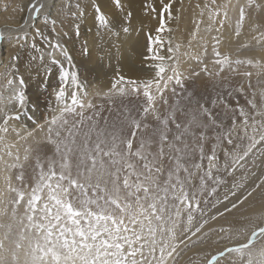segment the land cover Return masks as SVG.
Masks as SVG:
<instances>
[{"label": "snow or ice", "instance_id": "6c2138e0", "mask_svg": "<svg viewBox=\"0 0 264 264\" xmlns=\"http://www.w3.org/2000/svg\"><path fill=\"white\" fill-rule=\"evenodd\" d=\"M113 2L123 11L120 0ZM160 2L159 26L155 30V35L149 32L146 37V52L149 55L144 57L143 75L135 78L117 75L113 78L108 91L110 98L137 101L141 119L151 115L158 122L157 127L153 128L152 135L147 139L141 138L135 149L133 142L137 130L143 131L150 125L147 123L142 125L141 119L132 117L127 108L124 115L132 129L130 136L122 135L120 132L105 133L101 130L96 133V140L93 143L91 135L86 134L82 149L74 147L76 133L71 131L70 143L59 139V130L55 132L57 139H52L51 133L54 128L68 125V115L79 116L81 119L75 123L83 125L85 108L93 107L90 102L85 104L87 85L79 79L78 73H69L63 68L59 77L61 83L55 92L57 107L54 113L58 115L53 114L51 119L46 121L49 124V142L56 145L55 154L47 157L46 161L36 158L35 175L31 185L25 183L24 165L20 162L18 154L13 156L11 151L13 145L5 144L4 135L9 131V121L20 120L21 113L24 112L27 97L23 90L15 96L17 106H14V110L0 117V164L4 165L6 171L17 167L21 169L16 177L21 187H13L11 177H6L7 191L13 193L14 198L9 202L10 209L5 206L0 215L5 217L10 215L18 228L13 238V224L4 226L3 235L0 236V264H176L178 249L181 244H186V240L180 239V236L190 233L187 235V239L190 240L208 223L205 220L194 231L190 227L194 219L193 211L199 208L197 196L203 195L207 181H212L213 184L222 182L212 173V168L215 167L213 162L217 160L215 147L207 157L209 167L199 176V186L193 185L191 190L188 185L192 184L195 172L190 170L187 161H191L197 151L199 159L203 161L204 144L209 139L220 142L227 140L228 144H232L237 110L231 108L225 97L219 94L211 101V107H208L199 99L193 101L192 93H188L187 108L181 107L177 100L176 105L169 106V111L163 117L157 104L168 105V99L164 95L166 91H171L173 96H183L186 91L184 81L200 76L201 72L209 78L213 76L219 78L225 69L229 72H238V68L234 66L251 65L255 68H264V64L259 60L239 58L232 60L227 55L221 57L220 53L214 50L216 59L212 63L219 66L215 72L205 65L200 71H193L191 76H185L180 71V45L173 44L172 29L167 23L174 19L171 9L175 0H169L167 4L164 0ZM253 4L254 0H247L248 7H252ZM214 5L216 0H209L204 5L211 13L210 18L219 15V6L214 10ZM255 6L257 9L260 7L259 4ZM145 7L152 12L156 11L152 5ZM28 10L32 21L42 18L46 26L49 24L47 11L41 17L42 10H45L43 0H33ZM94 12L98 30L105 29L110 32L112 25L99 4L94 5ZM79 16L82 17L83 13H79ZM125 16L130 21L132 13L127 12ZM245 19V9L241 7L236 35L240 34ZM51 24L52 30L55 31L56 21L51 20ZM22 26L28 27L27 21ZM122 31L128 33L130 27L125 26ZM164 32L169 34L167 57L158 54L159 49L165 46V36L162 35ZM76 34L79 35L78 27ZM28 38L29 33L24 32L14 39L23 48L28 45ZM36 38H40L42 43L50 44L49 37L36 28L31 43V48L35 52L41 50L35 43ZM253 38L258 45L264 44V31ZM3 39L4 34L0 32V40ZM55 47L59 48V45ZM84 51L86 54L87 49ZM60 53L71 63V56L67 51L60 49ZM12 59L16 61L19 58L14 56ZM52 63L56 64L58 61L53 59ZM242 74L249 77L252 75L251 72ZM11 83L10 80L9 84ZM20 83L23 84V81ZM177 88L181 91L177 92ZM239 91H243L242 87ZM228 96H231V92ZM68 99L70 103L67 102ZM249 104L256 110L255 115L262 117V120L257 126L255 116L252 117V135L249 136L247 132L249 114L243 108L239 109L240 116L244 118L245 135L251 143L242 155L237 154L232 159V171L257 144L264 142V107L257 109L254 99L249 101ZM219 105L223 106L225 117L232 112L231 126L227 125L226 119H217L219 112L214 114L213 109ZM177 111L186 117L183 123L177 122ZM87 119L92 120L93 117L89 116ZM170 125L175 126L174 133ZM92 128L95 129V125H92ZM210 130L213 133L211 136ZM169 133H172L171 137ZM235 147L239 149L240 145ZM28 151L26 149L25 162L29 159ZM73 155H76L74 165L71 160ZM225 155L227 157L230 154L226 152ZM5 156L11 158L12 162L6 160ZM202 167V163L191 164V169L196 171H200ZM224 170L228 171L227 163ZM181 172L184 173L183 178ZM262 185L264 180L249 191L240 203L252 196ZM215 191L216 188L213 187L212 192ZM237 206L233 203L227 211ZM185 213L189 227H182ZM212 219L216 217L213 216ZM255 219L257 222L250 225V232L245 230L244 242L226 247L217 254H209L210 259H207L206 264H219L220 258L228 253L239 254L238 264H264V245L256 246L258 240H264V222H259L264 220V217ZM220 231L231 232L225 228H221ZM228 239L232 240L233 237L229 235ZM235 239H241L239 233ZM233 264L237 262L233 261Z\"/></svg>", "mask_w": 264, "mask_h": 264}, {"label": "rangeland", "instance_id": "374dc122", "mask_svg": "<svg viewBox=\"0 0 264 264\" xmlns=\"http://www.w3.org/2000/svg\"><path fill=\"white\" fill-rule=\"evenodd\" d=\"M10 1L11 0L4 3L6 0H0V11L5 10ZM134 1L139 2L141 0H120L123 10L129 4H133ZM208 2L209 0H175L172 4L171 11L174 19L167 23L172 29V41L180 45V71L183 72L185 76H191L193 71H200L205 65L215 72V70L219 68L218 65L212 63L213 60L216 59L215 51H218L221 57L227 55L232 60L237 58L241 59L242 54L264 52V44L258 45L253 38L258 35L259 32L264 31V0H254L252 7H248L247 0H216V5L213 6V9L215 10V8L219 6V15L212 16V18H210L211 13L209 9L204 7L205 3ZM164 3H169V0H164ZM96 4H99L103 12H110L106 15L108 17L112 16L113 11H120L113 0H64L63 11H59L58 18L55 19L53 16H50V24H48L46 28L40 30L48 37L53 35V46L55 47V45L59 43L60 47L71 51L70 54L74 59L79 53H81V49L77 48V40L87 41L89 29L93 28L91 26V20L86 17V13L88 9L93 8ZM257 4L260 5L259 9L255 6ZM87 5H89V8L83 13L82 9ZM197 5H199V7ZM154 7L156 9L155 12H152L149 8L148 11L151 13L153 19L150 24V32L155 35V30L159 26L157 23L155 24V21L159 20L161 4L159 6L154 5ZM241 7L245 9L246 19L240 29V34L236 35V25L239 20V11ZM202 11L203 15H201ZM79 13H83V16L80 17ZM225 13H227L226 17ZM51 20L56 21L55 27H57V29H55V31L52 30ZM221 24L223 26H221ZM77 27L79 35L76 34ZM162 35L165 36L166 41L164 47L167 49V37L169 34L164 32ZM33 36H35V33ZM38 39L40 38H36L35 40ZM229 39H231L229 44L231 45L233 43V49L227 44ZM29 41L30 43L33 42L32 39ZM217 41H219V43H217ZM23 49H25V47L16 54L19 58L18 60H12L11 63L0 62V70L4 68V70L0 72V117L12 112L14 106H17L15 97L13 99L8 98L7 94L9 95V93L7 92L11 88L9 81L14 79V72L17 71L18 61L20 62L23 60L24 62L28 57L27 53L29 49ZM4 50H6V48H4ZM89 53L90 51L87 50L88 55ZM5 56L6 54H2V58ZM51 58L52 60L57 59V57H52L49 53L44 57L35 58V63L32 62L30 66L37 69L36 78L28 79L29 83H19V86L12 91L17 94L20 90L26 88L23 91L27 93V84H30V81L31 86L37 84V86L42 87L40 91L38 90L36 94H33L36 107L39 109L36 110V112L38 116H40V121L32 127H26V129L23 130H16L15 128V125L19 124V120L9 121V131L5 134L7 136H5L7 138L5 139L6 145H13V147H11V149L14 148V151H12L13 156L21 152L14 144L19 143L23 148L19 157L20 162L24 165L23 172L25 175V183L28 185L33 183L32 178L35 175L36 158L39 157L41 161H46L47 157L54 156L55 154L56 145L55 143L49 142V124L46 123V121L50 120L53 115L51 106L53 102L52 89L54 87L50 86L51 83L47 78V74H39L38 72L42 63ZM137 59H139V57H137ZM140 62H144V60H141ZM260 62L261 64H264V61L261 60ZM234 67L238 68V72H229L225 69L224 72H221L219 78L215 76L209 78L201 72V77H192L191 79L184 81L186 91L183 96H173L171 91H166L164 95L168 99V105H163L162 103L157 104L160 114L163 117L169 111V106L176 105L177 100L181 107L187 108L189 106V102L186 99L188 93H192L193 101L199 99L208 107H211V101L216 99L219 94L225 97L231 108L237 110L235 113L236 129L232 136V144H228L227 140L220 142L209 139L204 144V160L201 161L199 159V151H197L193 159L187 161L190 170L195 172L192 184L188 185L189 190H191L193 185L197 187L199 186V176L209 167L207 157L211 155V150L215 147L217 160L213 162L215 167L212 168V173L214 177L222 182L213 184L212 181H207L203 195L197 196V199L199 200V208L193 211L194 219L190 227L194 231L195 228L205 220L208 221V223L204 225V228L200 233H197V235L190 240L187 239V235H190V233L180 236V239L186 240V244L180 245V249L178 250L179 256L176 257V264H204L206 259L210 256L209 254H216V251L213 250L221 244L223 239L228 238L229 235H236L237 233L243 235L241 238L245 237V230L250 231V225L253 222H257L255 218L264 217V185L256 189L252 196L248 197L247 200H244L243 203H240V200H242L249 191H252L261 180H264V142L257 144L243 161H240L239 164L235 165V170L232 171V159L237 154L242 155L243 152L247 150V146L251 143L248 136L245 135L243 124L244 118L240 116L239 109L243 108V110L249 114V127L247 129L249 136L252 135V117L255 116L257 126H259V122L262 120V117L255 115L256 110L251 107L249 101L254 99L257 109L264 107V68H255L251 65ZM244 72H251L252 75L250 77L245 76L242 74ZM40 76L47 82H44L42 79L37 81V78ZM55 83H59V81ZM241 87L243 89L242 92L239 91ZM108 91L109 89L99 92L93 88L88 91L85 98V104L90 102L93 107L85 108L83 125L75 123L81 119L79 116L68 115V125L63 128H54L51 133L52 139H57L55 132L56 130H59V139L70 143L71 137L69 136V132L71 131L76 133V145L74 147L82 149L86 134L91 135V142L93 143L96 140V133L101 130L105 133L120 132L122 135L130 136L132 129L128 126L125 120V109L127 108V110L130 111L132 117L141 119V113L138 111V102L129 99L121 100L118 98H110ZM180 91L181 90L177 88V92ZM229 92H231L230 97L228 96ZM70 102L71 101H69V103ZM192 106H194V104ZM222 109L223 106L219 105L217 108L213 109V112L214 114L219 112L220 115L217 119H226L227 125L231 126L232 112L230 111L228 116L225 117ZM32 114H35L34 110L32 111ZM97 114L99 117L98 119ZM89 116H92L93 119L88 120L87 117ZM105 118L107 119V123H105ZM176 119L177 122L183 123L186 120V117L177 111ZM144 123H147L150 126L143 131L137 130L133 142L134 149L138 146L141 138L147 139L152 135L153 128L157 127L158 122L149 115L146 119H141V124L143 125ZM92 125H95V129L92 128ZM170 127L174 133L176 131L175 126L170 125ZM13 129H15V131H13ZM10 132L11 134L13 133L14 137L10 136ZM29 133H31V135H29ZM212 134L213 133L210 130L209 135L211 136ZM171 135L172 133H169L170 137ZM31 139L32 141H35V145L32 148L28 146V141ZM236 145H240V148L237 149L235 147ZM26 149L29 150L27 152L29 159L25 162L24 156L26 155ZM154 150L155 146H153V151ZM226 152L230 154L227 157L225 155ZM71 160L74 165L76 163V155H73ZM193 162L202 163V169L200 171L191 169V164ZM226 163L228 171L224 170ZM240 165H243V167ZM3 167H0L1 211L5 206H8L10 209L11 205L9 202L14 198V194L7 191L8 184L6 177H11L13 187H21L19 181L16 179L17 175L21 172V169L17 167L10 171H6ZM46 167L47 164L45 163V168ZM73 172L75 173V168H73ZM229 172H231V174H229ZM166 175L167 172H165V177ZM183 176L184 173L181 172V177L183 178ZM213 187L216 188L215 192H212ZM233 192L235 195H233ZM233 203L238 205L237 208L227 211V209L231 208ZM220 213H224V215H220ZM20 214H23V206L20 208ZM213 216H215L216 219H212ZM182 219V227H189L186 213L183 215ZM259 222H264V220ZM9 223H12L14 226L13 238H15L18 226L12 222L10 215L8 217L0 215V236H2L4 232L2 231L4 230L3 225L5 226ZM221 228L230 229L231 232H221ZM262 245H264V240H258L256 246L259 247ZM196 247L198 249H196ZM226 258L227 260H225ZM220 260L219 264H233V261H236L238 264L239 262V258L237 261L236 259L228 258V256L221 257Z\"/></svg>", "mask_w": 264, "mask_h": 264}, {"label": "bare ground", "instance_id": "6f19581e", "mask_svg": "<svg viewBox=\"0 0 264 264\" xmlns=\"http://www.w3.org/2000/svg\"><path fill=\"white\" fill-rule=\"evenodd\" d=\"M7 2H9V0H6V2L4 3ZM43 2L45 3V10H42L41 17L44 15L45 11H47L49 17L53 16V18L57 19L59 11H63L64 0H43ZM31 3H33V0H11L9 5L5 8V10L0 11V32H3L4 34V39L0 40V62L11 63L13 60L12 58L16 56V54H18V52L22 49V47H20L19 44H17L14 39L17 35H22L24 32H28L29 33L28 41H29L32 39V37H34L33 35L35 33L36 28L43 29L48 26V25L46 26L43 23L42 18L36 21H32L29 18L31 14L28 9ZM160 4H161L160 0H141L139 2L134 1L133 4L131 5L129 4L123 11L121 10L113 11L111 17L106 16L112 25L110 32L105 29L98 30L95 21L94 7L88 9L89 5H87L82 9V12L84 13L88 9L86 13V17L87 19L91 20L92 25L91 24L89 25H91L93 28L89 29V35L87 41L77 40V45H78L77 48L81 49L80 50L81 53H79L78 56H76L77 58L75 57L73 59L72 55L70 54L71 51L60 47L59 43H57L59 45V48L54 47L53 35L49 36L50 44L42 43L40 39L35 40L37 46L41 49L39 52H35L32 50L31 43L29 41V45L25 46V49H23V50L29 49L27 53L28 57L24 60V62L23 60L20 62L18 61L17 71L14 72V79L11 78L12 83L9 84L11 86L10 90H8L7 92L9 93V95L6 93L7 97L11 99L15 97L16 93H13L12 91L15 90L17 86H19L21 80L23 81V83H27V82L29 83L28 79L36 78L37 69L32 68L30 64L32 62L35 63V58L44 57L48 53L52 57H57L56 60L58 61V63L53 64L52 58L46 60L42 63V66L38 70V72L39 74L40 73L47 74L48 76L47 78L51 83L50 86L54 87L52 89L53 102H52L51 110L53 114H57V115L58 113H54V110L57 107L55 102V92L57 91V88L60 86L61 83L59 79L61 68L68 71L69 73H78L79 79L84 84L87 85V92L92 90V88L99 92L110 89L113 78L116 77L117 75H123L125 77H130V78L142 76L143 62L140 61L144 60L145 55H149L146 52V46H147L146 37L147 34L151 31L150 24L153 21L151 13L148 11V8H146L145 6L146 5L159 6ZM127 12L132 13L130 21H128L125 16V13ZM103 13L105 15H108L110 12H103ZM25 21H27L28 27L22 26L25 23ZM156 23L159 25V20H156L155 24ZM125 26L130 27V31L128 33H124L122 31V28ZM55 29H57V27H55ZM230 40L231 39H229V42L227 44L228 46H231V48L233 49V45H232L233 43L231 45L229 44ZM4 48H6V50H4ZM85 48L90 51L89 55L87 53L85 54L84 51ZM165 48L166 47L164 48L161 47L159 49L158 54L167 57L169 54L167 49ZM60 49H64L71 56V63H69L68 60L63 55H61ZM2 54H6V56L2 58ZM137 57H139V59H137ZM241 59H252L253 61L260 59V61L261 60L264 61V52L242 54ZM3 70L4 68H2L0 72H2ZM40 79H42L41 76L37 78V81L38 80L40 81ZM58 81L59 83H55ZM44 82L47 81L44 80ZM25 89L23 88V90ZM41 89L42 87L37 86V84L35 86H31V81L30 84H27V93H25L27 97V103L24 112L21 113V119L19 120V124H16L17 126L15 125L16 130H23L26 129V127H32L33 125H35L40 121V116H38L36 112V110L39 109H37L36 107V103L34 100L35 97L33 94H36L38 90L40 91ZM69 101L70 99L67 100L68 103ZM33 110L35 111V114H32ZM10 136L14 137L13 133ZM6 137L5 139H7ZM28 142H29L28 146L30 148H32L35 145L34 143L35 141H32V139L29 140ZM14 145L19 151L22 152L23 148L20 146L19 143ZM11 151H14V148H12ZM5 159L9 160V162H12V159L7 156H5ZM0 167H3V164H0ZM2 211L0 210V212ZM236 235L232 236L233 237L232 240H229L228 238L223 239L221 241V244L218 247L216 246L217 248H215L213 251H216L217 254L220 251H224L226 247L236 246L239 243L244 242L245 237H242L240 240H236L235 239ZM240 236L243 235L240 234ZM196 249L198 248L196 247ZM227 256L230 259L237 260L239 258L238 253H228L225 257ZM207 259H210V256ZM225 260H227V258ZM206 261L204 264H206Z\"/></svg>", "mask_w": 264, "mask_h": 264}]
</instances>
